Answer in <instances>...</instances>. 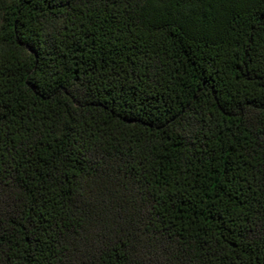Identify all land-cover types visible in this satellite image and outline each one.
<instances>
[{
  "label": "trees",
  "instance_id": "16d2710c",
  "mask_svg": "<svg viewBox=\"0 0 264 264\" xmlns=\"http://www.w3.org/2000/svg\"><path fill=\"white\" fill-rule=\"evenodd\" d=\"M0 264H264V0H0Z\"/></svg>",
  "mask_w": 264,
  "mask_h": 264
}]
</instances>
